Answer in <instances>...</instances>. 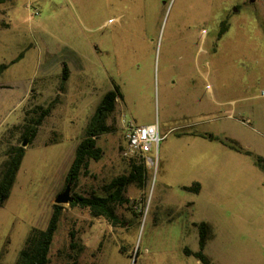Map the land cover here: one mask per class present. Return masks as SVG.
<instances>
[{"label":"rangeland","instance_id":"374dc122","mask_svg":"<svg viewBox=\"0 0 264 264\" xmlns=\"http://www.w3.org/2000/svg\"><path fill=\"white\" fill-rule=\"evenodd\" d=\"M1 63L0 164L22 146L38 107L52 106L0 205V264H15L30 229L46 226L75 147L115 87L111 129L95 138L100 157L70 194L106 197L133 159L143 183L113 203L114 222L60 204L47 264H201L186 252L199 249L200 221L211 227L202 251L213 264H264V170L255 163L264 158V0H6ZM123 120L157 123L161 139L145 152L152 164L123 154ZM195 182L198 192L186 189Z\"/></svg>","mask_w":264,"mask_h":264},{"label":"trees","instance_id":"16d2710c","mask_svg":"<svg viewBox=\"0 0 264 264\" xmlns=\"http://www.w3.org/2000/svg\"><path fill=\"white\" fill-rule=\"evenodd\" d=\"M6 0H0V4ZM228 19H223L220 23L219 35H222L228 29ZM19 55L16 59L20 58ZM11 61V63H13ZM7 64H0V72L6 68ZM67 65L64 63L61 69L62 82L67 79L68 75ZM121 97L119 90L115 87L113 90H109L102 96L101 100L97 104L93 115L85 129V135L77 143L72 161L67 169L64 178V187L66 183L76 184L80 174H83L88 169V161L98 160L100 157V148L96 146V137L100 133L110 131L111 127L105 123V119L114 110L116 98ZM52 104L47 107H38L40 110L37 117H33V122L26 124L23 128L22 138L28 137L29 143L33 140L36 135L37 127L41 124L43 118L49 114ZM207 136V134H202ZM211 139H218L221 143L228 146L229 148L248 154L249 151L243 149L235 141L221 139L213 135H208ZM25 153L23 146H14L8 152V157L0 164V205L8 198L10 190L14 184L16 173L19 169L22 157ZM130 171L126 175H121L115 178L111 183L113 189L106 197L98 195L82 196L75 194L73 201L70 202L73 206H79L87 208L89 213L93 217H104L110 222H114L115 215L113 213V203L122 202L121 193L125 187L130 184L141 185L144 179V165L137 164L132 160ZM255 163L257 166L264 170V158L261 156L255 157ZM200 188L199 183L195 182L188 190L198 192ZM62 205L53 203L51 207V214L48 222L44 228L32 227L27 234L24 242V246L19 250L17 260L15 264H47L48 263V252L50 245L57 229V224L61 215ZM198 229V250L188 251L187 254L194 256L201 264H213L203 253V248L206 239L209 236L211 227L208 223L200 221L195 223ZM71 264H76L73 261Z\"/></svg>","mask_w":264,"mask_h":264},{"label":"built area","instance_id":"2783aa9c","mask_svg":"<svg viewBox=\"0 0 264 264\" xmlns=\"http://www.w3.org/2000/svg\"><path fill=\"white\" fill-rule=\"evenodd\" d=\"M123 137L125 140L123 154L125 156L141 154L146 163L154 162L153 159L146 157L145 152L157 146L161 139L157 123L137 125L131 121H124Z\"/></svg>","mask_w":264,"mask_h":264},{"label":"water","instance_id":"95a60500","mask_svg":"<svg viewBox=\"0 0 264 264\" xmlns=\"http://www.w3.org/2000/svg\"><path fill=\"white\" fill-rule=\"evenodd\" d=\"M249 1H253V0H249ZM29 138L25 137L21 143L22 146H25L28 143ZM71 191V183L68 182L66 183L64 189L59 192L55 199L54 202L56 204H63V203H70L73 201V196L70 194Z\"/></svg>","mask_w":264,"mask_h":264},{"label":"crops","instance_id":"0c3cea01","mask_svg":"<svg viewBox=\"0 0 264 264\" xmlns=\"http://www.w3.org/2000/svg\"><path fill=\"white\" fill-rule=\"evenodd\" d=\"M148 124H151V123H148ZM189 133V132H188ZM201 133H204V134H207V132H201ZM191 135H193L194 137H197V138H204V136H201L200 135V132L198 131H194ZM207 138V137H206ZM224 145V144H223ZM226 146V145H225ZM210 226V225H209Z\"/></svg>","mask_w":264,"mask_h":264},{"label":"flooded vegetation","instance_id":"af4514ba","mask_svg":"<svg viewBox=\"0 0 264 264\" xmlns=\"http://www.w3.org/2000/svg\"><path fill=\"white\" fill-rule=\"evenodd\" d=\"M221 23V22H220ZM220 23H219V27H218V32H219V28H220ZM222 35H219L218 33H217V37L219 38V37H221ZM188 255H191V254H188Z\"/></svg>","mask_w":264,"mask_h":264}]
</instances>
